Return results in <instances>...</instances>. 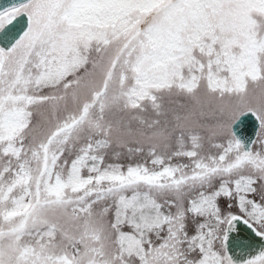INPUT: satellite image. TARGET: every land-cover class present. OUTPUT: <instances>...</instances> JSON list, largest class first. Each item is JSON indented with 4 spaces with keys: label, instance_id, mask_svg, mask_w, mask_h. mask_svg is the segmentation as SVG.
<instances>
[{
    "label": "snow or ice",
    "instance_id": "obj_1",
    "mask_svg": "<svg viewBox=\"0 0 264 264\" xmlns=\"http://www.w3.org/2000/svg\"><path fill=\"white\" fill-rule=\"evenodd\" d=\"M0 264H264V0L0 5Z\"/></svg>",
    "mask_w": 264,
    "mask_h": 264
},
{
    "label": "water",
    "instance_id": "obj_2",
    "mask_svg": "<svg viewBox=\"0 0 264 264\" xmlns=\"http://www.w3.org/2000/svg\"><path fill=\"white\" fill-rule=\"evenodd\" d=\"M11 0H0V5L8 4Z\"/></svg>",
    "mask_w": 264,
    "mask_h": 264
}]
</instances>
